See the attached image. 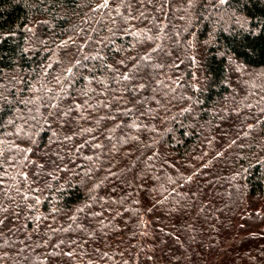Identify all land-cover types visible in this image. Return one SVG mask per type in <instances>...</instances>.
<instances>
[{"label": "trees", "instance_id": "16d2710c", "mask_svg": "<svg viewBox=\"0 0 264 264\" xmlns=\"http://www.w3.org/2000/svg\"><path fill=\"white\" fill-rule=\"evenodd\" d=\"M0 264H264V0H0Z\"/></svg>", "mask_w": 264, "mask_h": 264}, {"label": "snow or ice", "instance_id": "6c2138e0", "mask_svg": "<svg viewBox=\"0 0 264 264\" xmlns=\"http://www.w3.org/2000/svg\"><path fill=\"white\" fill-rule=\"evenodd\" d=\"M225 2V0H221V3ZM106 3H107V0H106Z\"/></svg>", "mask_w": 264, "mask_h": 264}]
</instances>
